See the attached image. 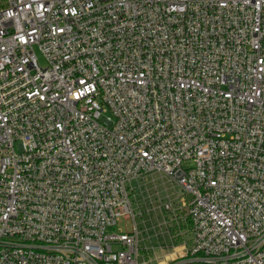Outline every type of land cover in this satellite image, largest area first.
<instances>
[{"label": "built area", "instance_id": "built-area-1", "mask_svg": "<svg viewBox=\"0 0 264 264\" xmlns=\"http://www.w3.org/2000/svg\"><path fill=\"white\" fill-rule=\"evenodd\" d=\"M155 261L264 264V0H0V264Z\"/></svg>", "mask_w": 264, "mask_h": 264}, {"label": "rangeland", "instance_id": "rangeland-1", "mask_svg": "<svg viewBox=\"0 0 264 264\" xmlns=\"http://www.w3.org/2000/svg\"><path fill=\"white\" fill-rule=\"evenodd\" d=\"M40 56V53H38ZM40 61L43 63V59L40 56ZM145 184L141 185V190L143 191V197L145 198V202L142 204V209L145 211V209H151L156 208V211L150 210L149 213L144 212V215L141 216L139 213L140 211L134 207L137 213L136 221L140 229H143L145 226H147L148 231L147 233L143 234L141 237L146 238V243L148 245H158L161 244L165 246V248L168 246L169 250L164 251H157L156 254L150 253L152 258L155 257L158 258L159 262H168L171 258L176 256V253L173 251V246H178L184 243L189 244V238L190 234H187L184 239L180 240L179 243H177L175 240H172L171 235L167 233V229H169L172 233H177L179 231V227L177 229V225L174 222V220L171 218V214L166 212L162 213L158 207L160 201H163L166 199L167 195L171 198H174V203L177 205L178 198L180 195L183 194V190L180 186H178L176 183H170L167 180L159 178V174H155L154 180H151L149 177L144 182ZM134 185H137V182L134 183ZM185 193V192H184ZM188 200H191V195H186ZM141 199V197H140ZM152 202V205H151ZM146 203V205H144ZM145 206V207H144ZM164 220L167 222L164 223ZM133 223L132 220L128 221L125 216H122L118 219V223L114 226H111L107 229L106 234L112 235V234H124L126 232H130ZM155 227L156 229H154ZM163 232V234H160ZM159 234L158 237H156L155 234ZM149 237V238H148ZM159 239V240H158ZM144 244L142 243L141 246ZM173 255H172V254ZM181 253V252H179ZM153 264H157V261L153 262Z\"/></svg>", "mask_w": 264, "mask_h": 264}, {"label": "bare ground", "instance_id": "bare-ground-1", "mask_svg": "<svg viewBox=\"0 0 264 264\" xmlns=\"http://www.w3.org/2000/svg\"><path fill=\"white\" fill-rule=\"evenodd\" d=\"M173 255V254H172Z\"/></svg>", "mask_w": 264, "mask_h": 264}]
</instances>
